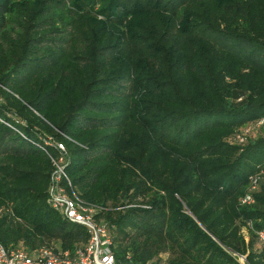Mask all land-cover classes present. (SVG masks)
I'll return each mask as SVG.
<instances>
[{
    "label": "trees",
    "instance_id": "obj_1",
    "mask_svg": "<svg viewBox=\"0 0 264 264\" xmlns=\"http://www.w3.org/2000/svg\"><path fill=\"white\" fill-rule=\"evenodd\" d=\"M262 117L264 0H0V244L88 241L48 201L60 143L116 264H264V128L229 142Z\"/></svg>",
    "mask_w": 264,
    "mask_h": 264
},
{
    "label": "built area",
    "instance_id": "obj_2",
    "mask_svg": "<svg viewBox=\"0 0 264 264\" xmlns=\"http://www.w3.org/2000/svg\"><path fill=\"white\" fill-rule=\"evenodd\" d=\"M245 126L239 128L232 139H229L230 143L243 146L252 136V131L264 128V117ZM56 149L60 157L57 162L52 160L55 170L49 179L48 201L67 221L83 226L89 235L88 241L72 255L68 252H55L44 246L27 251L22 248H5L0 244V264H116L112 252L110 227L99 218L106 208L81 199L73 191L67 193L66 187L70 186V182L60 166L65 150L60 143L56 144ZM260 181L261 173L249 177V189L241 198V205H250L254 202L252 193ZM256 238L258 245L264 250V230L256 232ZM245 239L247 240L246 235ZM233 256L238 258L240 264L245 263L243 257Z\"/></svg>",
    "mask_w": 264,
    "mask_h": 264
},
{
    "label": "rangeland",
    "instance_id": "obj_3",
    "mask_svg": "<svg viewBox=\"0 0 264 264\" xmlns=\"http://www.w3.org/2000/svg\"><path fill=\"white\" fill-rule=\"evenodd\" d=\"M245 127L246 126H243V128H245ZM258 134H259L258 131H252V133H251L252 137L250 136V138L254 139L255 136H257ZM243 234L246 235L245 230H243ZM257 247H258V245L256 244L255 248H257ZM166 259H167V255H162L159 258V260H160L161 263L165 262Z\"/></svg>",
    "mask_w": 264,
    "mask_h": 264
}]
</instances>
